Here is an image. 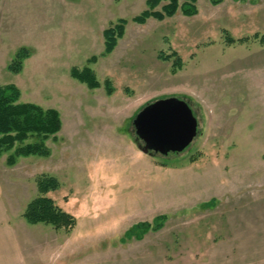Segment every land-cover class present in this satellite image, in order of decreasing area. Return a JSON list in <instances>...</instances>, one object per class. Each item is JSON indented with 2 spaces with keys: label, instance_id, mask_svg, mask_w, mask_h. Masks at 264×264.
<instances>
[{
  "label": "rangeland",
  "instance_id": "rangeland-1",
  "mask_svg": "<svg viewBox=\"0 0 264 264\" xmlns=\"http://www.w3.org/2000/svg\"><path fill=\"white\" fill-rule=\"evenodd\" d=\"M146 1L0 0V85L62 120L48 157H0V264H264V0H198L193 17L137 24ZM119 19L124 36L105 55ZM173 53L175 74V58H160ZM85 67L99 88L71 77ZM172 97L198 135L179 154L146 155L133 120ZM41 175L60 182L49 197L76 218L71 232L23 218ZM162 215L160 230L126 236Z\"/></svg>",
  "mask_w": 264,
  "mask_h": 264
},
{
  "label": "trees",
  "instance_id": "trees-1",
  "mask_svg": "<svg viewBox=\"0 0 264 264\" xmlns=\"http://www.w3.org/2000/svg\"><path fill=\"white\" fill-rule=\"evenodd\" d=\"M213 5H218L223 0H210ZM198 0H147L146 10L134 17L132 20L137 24H145L149 19L163 21L174 17L180 12L185 17H193L198 14ZM127 20L119 19L116 24L107 28L104 33L105 55L111 54L117 42L124 36ZM260 43L264 44V35L259 37ZM240 40L239 42H244ZM236 41L229 39L228 43ZM26 50H20L8 65L9 72L19 74L23 69V61L27 59ZM173 61V73L182 69L183 62L176 53L171 56L160 55L164 60ZM95 60V59H94ZM71 77L85 84L89 89L100 87L95 72L85 67L80 70L73 68ZM109 94L113 93L110 82H106ZM21 91L13 84L0 85V157L5 152L12 151L7 162L14 165L17 157H48L50 149L46 145L47 140L55 138L62 130V120L59 111L56 109H44L33 103L20 102ZM135 140H139L135 136ZM37 195L29 202L23 218L31 225L45 224L57 231L71 232L77 226L76 218L61 209L55 201L49 197L50 192L60 187L57 178L48 175H41L36 180ZM166 216L162 215L154 219L152 223L142 222L133 226L126 232L129 238L141 240L150 231H157L163 227Z\"/></svg>",
  "mask_w": 264,
  "mask_h": 264
},
{
  "label": "water",
  "instance_id": "water-1",
  "mask_svg": "<svg viewBox=\"0 0 264 264\" xmlns=\"http://www.w3.org/2000/svg\"><path fill=\"white\" fill-rule=\"evenodd\" d=\"M139 147L146 155L185 151L198 135V121L185 100L166 98L145 106L134 118Z\"/></svg>",
  "mask_w": 264,
  "mask_h": 264
}]
</instances>
